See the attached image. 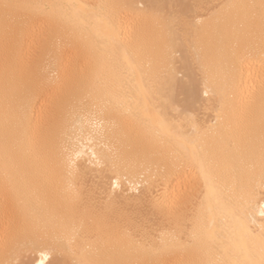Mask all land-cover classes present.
<instances>
[{
    "label": "bare ground",
    "instance_id": "1",
    "mask_svg": "<svg viewBox=\"0 0 264 264\" xmlns=\"http://www.w3.org/2000/svg\"><path fill=\"white\" fill-rule=\"evenodd\" d=\"M0 264H264V0H0Z\"/></svg>",
    "mask_w": 264,
    "mask_h": 264
},
{
    "label": "snow or ice",
    "instance_id": "2",
    "mask_svg": "<svg viewBox=\"0 0 264 264\" xmlns=\"http://www.w3.org/2000/svg\"><path fill=\"white\" fill-rule=\"evenodd\" d=\"M4 7H5V8H8V7H9V5L5 4V5H4Z\"/></svg>",
    "mask_w": 264,
    "mask_h": 264
}]
</instances>
